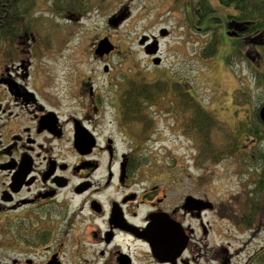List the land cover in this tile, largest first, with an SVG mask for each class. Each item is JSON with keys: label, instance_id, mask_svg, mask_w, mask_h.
Returning <instances> with one entry per match:
<instances>
[{"label": "flooded vegetation", "instance_id": "flooded-vegetation-1", "mask_svg": "<svg viewBox=\"0 0 264 264\" xmlns=\"http://www.w3.org/2000/svg\"><path fill=\"white\" fill-rule=\"evenodd\" d=\"M108 1L14 0L26 13L0 34V248L12 251L0 264H247L264 250V134L236 124L228 138L255 165L225 191L184 165L147 164L143 146L159 134L163 107L172 106L175 133L193 139L186 124L198 98L187 74L163 75V37L145 30L128 47L136 41L146 68L116 71L108 19L124 13L123 23L131 10ZM208 1L219 14L207 23L226 56L264 60L262 35L259 46L248 44L238 10ZM94 7L104 9L106 27L83 36L80 19ZM103 38L114 46L99 55ZM163 79L171 100L138 94V85Z\"/></svg>", "mask_w": 264, "mask_h": 264}, {"label": "rangeland", "instance_id": "rangeland-1", "mask_svg": "<svg viewBox=\"0 0 264 264\" xmlns=\"http://www.w3.org/2000/svg\"><path fill=\"white\" fill-rule=\"evenodd\" d=\"M39 1L41 5L47 6L46 0ZM111 1L115 5L124 3L118 4L121 6L130 3L131 10V17L127 21L117 24L114 26V30L109 31L118 48L114 54L116 71L125 72L128 67L136 68L133 63L139 64L142 69L146 68L136 41L132 43V47H128V43L140 31L145 30L146 34L158 35L159 30L165 28L168 34L160 40L163 75L169 76L171 73L190 76L188 81L196 91L198 108L206 112L204 106H207L210 111L208 112L212 114L210 116H213L221 126L219 130L213 131V138L220 146H225L226 150L228 148L230 150L218 161L215 160L206 165H196L195 157L198 154L199 145H201L199 139L196 136L193 139H186L180 133L176 134L171 125L170 112L172 110L166 106L157 117L159 134L156 138L145 142L143 146L146 163L184 165L191 174L194 173L196 181H210L212 190L217 187L225 191L226 187L250 179L251 174L248 173L247 165H242L240 159L241 156L245 157L246 155L251 157V154L242 151L236 152L232 145L233 141L228 137H231L236 124L237 127H240L239 133L247 134L242 125L252 124L255 111L264 101L263 91L256 89L257 85L253 80V69L262 70L264 60L255 62V65L250 57H236L235 54L228 57L226 56L227 49L223 47H217L215 54L205 57L203 52L206 50L211 36L213 35V38L215 36L219 40L214 31L205 27L208 26L207 21L210 16L213 14L217 16L219 12H211L210 15L202 14L201 19H198L194 13L192 24H188L186 11L188 9L200 11L202 7L200 4L192 3V0ZM108 4L110 5V3ZM103 13L102 7H94L81 17L83 36H87L88 28L90 31L93 27H97L99 28L98 33L104 31L106 25L103 21ZM244 47L246 48V45ZM82 48L83 52L89 53L87 43H84ZM124 54H126V59ZM148 69L152 70L153 67H148ZM231 97L235 103H231ZM244 162L246 161L244 160ZM1 254L10 257L12 251L0 248ZM247 254L243 253L242 262Z\"/></svg>", "mask_w": 264, "mask_h": 264}, {"label": "trees", "instance_id": "trees-1", "mask_svg": "<svg viewBox=\"0 0 264 264\" xmlns=\"http://www.w3.org/2000/svg\"><path fill=\"white\" fill-rule=\"evenodd\" d=\"M29 0H24L22 3H28ZM220 5L232 6L238 11L234 15V18L242 20L243 25L239 29L242 36H246V41L248 44L257 45L261 44L260 37L264 38V21L261 23L255 24L252 22L255 16L260 15L264 19V0H216ZM67 1L62 2L66 6H70ZM20 3V5L22 4ZM195 3L200 4L201 10H196L194 13H199L196 15L197 18H200L201 15L211 14V6L208 0H198ZM18 3H15L14 0H0V34L3 37H7L13 31L12 23L21 20L23 14L26 11H22L23 8L16 6ZM22 6V5H21ZM25 9H29L25 6H22ZM207 29V28H206ZM210 29V28H208ZM213 31L212 29H210ZM253 34V35H252ZM257 35H260L258 37ZM218 43L220 40H217L213 35L209 40L206 50L203 52L205 57L212 56L216 52ZM262 49L264 50V44H261ZM253 77L257 87L256 89H261L264 93V73L257 71L253 72ZM171 82L169 80L163 79L162 81H157L153 83H145L144 85H138L141 88L138 91L140 96H144L147 100H156L158 95H161L162 101L171 100ZM141 86V87H140ZM149 88H152L148 90ZM157 97V98H156ZM169 110H172V106H168ZM211 113L208 111L204 112L200 110L194 102V114L191 120L186 124L187 132H191L197 139H199L201 145H199L198 154L195 157L196 165H206L209 162L219 160L222 156L228 153L229 148L226 150L225 146H220L218 142L213 138V131L220 129V124L214 119ZM254 119L251 124L253 130L248 129V131L253 132L254 134H264V123H262L258 116L257 111H255ZM245 127V124L243 125ZM204 137V138H202ZM200 154V156H199ZM241 164L247 165L249 162H244L247 160V157L241 156ZM247 264H264V250H261L255 254Z\"/></svg>", "mask_w": 264, "mask_h": 264}, {"label": "water", "instance_id": "water-1", "mask_svg": "<svg viewBox=\"0 0 264 264\" xmlns=\"http://www.w3.org/2000/svg\"><path fill=\"white\" fill-rule=\"evenodd\" d=\"M124 17H125L124 13L120 14V15H114V16L109 18L108 22L110 25L116 26L122 19H124ZM159 33H160V35H165V34H167V30L166 29H160ZM145 38L146 37L144 36L140 40V43H143ZM154 45L156 46V43H154ZM155 46L151 50V53H154L156 51ZM112 48H113V44L107 38H103L97 43V46L95 48V53L101 55L103 53L109 52ZM158 62H159L158 59H154V63H158ZM259 117L264 122V103L261 105V107L259 109Z\"/></svg>", "mask_w": 264, "mask_h": 264}]
</instances>
